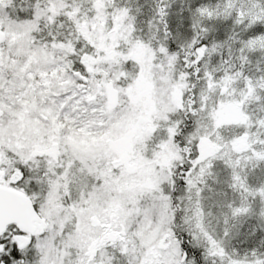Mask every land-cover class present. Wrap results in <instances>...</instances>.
<instances>
[{
	"label": "snow or ice",
	"instance_id": "snow-or-ice-1",
	"mask_svg": "<svg viewBox=\"0 0 264 264\" xmlns=\"http://www.w3.org/2000/svg\"><path fill=\"white\" fill-rule=\"evenodd\" d=\"M0 264H264V0H0Z\"/></svg>",
	"mask_w": 264,
	"mask_h": 264
}]
</instances>
